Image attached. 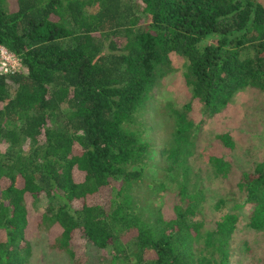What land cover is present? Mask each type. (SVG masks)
<instances>
[{"label": "trees", "instance_id": "obj_1", "mask_svg": "<svg viewBox=\"0 0 264 264\" xmlns=\"http://www.w3.org/2000/svg\"><path fill=\"white\" fill-rule=\"evenodd\" d=\"M0 45L23 67L0 72V138L27 143L0 162V264H28L30 219L51 227L49 246L71 264L84 263L82 246L103 264L121 254L133 257L126 264H227L235 211L264 231V158L239 172L242 201L229 193L213 204L232 212L210 230L180 159L193 110L214 114L242 88L264 91V0H0ZM172 56L189 97L160 108L172 142L152 167L157 181L137 124ZM232 149L229 132L215 136L214 176L227 177ZM179 166L171 195L164 180ZM40 195L56 203L32 212L28 199Z\"/></svg>", "mask_w": 264, "mask_h": 264}, {"label": "rangeland", "instance_id": "obj_2", "mask_svg": "<svg viewBox=\"0 0 264 264\" xmlns=\"http://www.w3.org/2000/svg\"><path fill=\"white\" fill-rule=\"evenodd\" d=\"M171 68L172 72L168 70L163 76H159L152 91L153 99L148 107L140 111L139 124L136 125L139 127L138 132L140 131L139 138L151 142L152 148L149 152L151 170L148 174L157 181L159 178L156 175L159 170H154L155 167L153 169L152 167L159 160L160 165L164 164L166 154L162 155L160 152L163 147L172 142L170 111L159 112L160 108L168 104H170L169 109L180 108L189 97L188 90L179 85L180 72L183 69L182 61L172 56ZM191 119L196 124L190 130L193 140L186 143L184 149L186 155L180 159L189 160L191 180L189 187L198 194V204H201L202 209L201 219L204 220L203 228L210 230L220 219L221 213L230 210V202L229 206L226 205L222 211L215 210L213 204L229 193L236 194L237 199L242 201L243 195L238 193L236 186L239 172L253 169L256 163L264 158V91L256 87L242 88L217 113L208 114L204 112L203 107H199L191 112ZM223 131L229 132L233 139V149L230 153L232 164L225 179L213 175L208 158L215 136ZM26 146L27 143L23 142L22 145L12 147L6 139L0 138V162L4 163V159L11 154L10 150L14 151ZM180 167L176 174L164 180V186L171 191V195L178 188L176 179L181 176ZM148 196L151 197V194ZM28 202L33 209L32 212L36 208L45 210L47 205L56 203L52 197L46 195H40L35 200L28 199ZM169 210L170 207L167 206L166 214ZM235 212L241 216L242 220L237 223L235 233L230 238L227 264H264V231L247 227L242 213L239 210ZM34 223L35 220L30 219V228L26 236L30 247L28 264H71L65 253L49 246L53 233L51 227L35 228ZM97 252L95 248L86 250L82 246L80 255L84 259L83 264H103ZM121 258L122 254L116 264H126L128 260L134 261L133 257L123 261ZM111 262L107 261L105 264Z\"/></svg>", "mask_w": 264, "mask_h": 264}, {"label": "built area", "instance_id": "obj_3", "mask_svg": "<svg viewBox=\"0 0 264 264\" xmlns=\"http://www.w3.org/2000/svg\"><path fill=\"white\" fill-rule=\"evenodd\" d=\"M22 69L20 59L6 47L0 45V72L8 75Z\"/></svg>", "mask_w": 264, "mask_h": 264}]
</instances>
